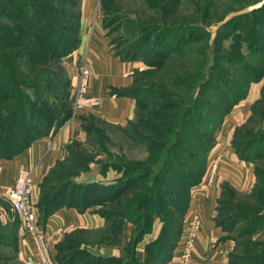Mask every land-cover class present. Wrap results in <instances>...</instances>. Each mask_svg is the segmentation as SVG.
Returning <instances> with one entry per match:
<instances>
[{
  "label": "trees",
  "instance_id": "1",
  "mask_svg": "<svg viewBox=\"0 0 264 264\" xmlns=\"http://www.w3.org/2000/svg\"><path fill=\"white\" fill-rule=\"evenodd\" d=\"M107 1L99 0L103 25L110 36L111 30L123 28L124 31L118 39L111 37L115 52L123 59L141 60L145 70L166 69L177 81L178 91L180 85L186 83V90L181 91L187 95L188 102L184 103L183 97L177 98L174 94L169 101L163 97L164 93H159L158 97L163 98L165 104L153 100L150 103L152 108L146 113L138 112L141 99L151 101L154 98L152 93H145V90L136 87L139 69L135 70L131 86L117 93L130 94L136 99L134 118L137 117L138 123H144L150 129L143 135L136 133L135 138L146 146L148 154L146 159L122 161L121 168H114L119 174L106 182L95 181L83 185L82 190H74L77 184H73L66 166H71L74 158L83 157L86 150H72L71 146L77 143V139L69 143L66 148L69 156L61 158L40 184V197L36 204L39 221L43 225L48 215L63 204L78 209L93 205L104 218V225L65 232L56 244L58 263L164 264L170 259L182 232L191 188L203 178L208 155L216 144L224 119L248 95L250 84L261 82L259 96L250 105L251 112L244 122L234 128L230 141L238 158L253 162L256 179L252 187L244 192L223 184L215 214L217 224L226 232L225 237L234 242L228 250V264H258L260 255L252 252L260 242L251 240L250 235L259 229L264 230V203L261 202L264 197V170L259 166L260 162H264V4L258 9L262 14L257 10L240 12L217 31L215 41L218 43L234 35L246 43L250 56L247 59L242 56L240 64H235L234 60L231 62L236 65L238 73L219 68L214 74L212 69L203 82L204 86L196 91V84L188 85L187 73L190 71L182 64L191 59L192 46L208 36L205 26L198 24L197 20H170L169 17L178 12L165 1L160 14L164 22L160 18L158 22L153 18L141 21L137 16H125L110 29L109 25L117 19L106 17ZM81 2L0 0V18H6L11 23L0 35V159L10 158L34 139L55 132L70 117L72 84L64 59L79 44ZM209 8L206 4L204 10ZM220 84L221 92L215 95L214 90ZM66 97L70 99V104L62 100ZM170 109L175 112L167 114ZM134 118L126 125L118 126H130ZM92 119L110 124L92 115L82 117L81 127L88 135V143L94 131L89 126ZM96 142L101 143L100 139ZM51 175L55 179L53 184L48 183ZM228 193L245 195L233 204L232 216L224 220L222 205ZM8 207L11 208L10 205ZM157 218L162 226L157 237L146 243V257L141 260L136 255L135 246L144 234L150 232ZM17 220L0 226V245L10 247L14 258L19 260L16 255ZM126 220L133 225L129 240L124 245V255L99 256L89 251L87 245L118 244ZM226 221H233L229 225L233 232L227 230ZM237 223L242 224L238 226ZM86 234L90 235L88 239ZM249 244L248 252H237V247ZM82 256L84 259L80 260ZM12 259L13 256L0 257V261Z\"/></svg>",
  "mask_w": 264,
  "mask_h": 264
},
{
  "label": "crops",
  "instance_id": "2",
  "mask_svg": "<svg viewBox=\"0 0 264 264\" xmlns=\"http://www.w3.org/2000/svg\"><path fill=\"white\" fill-rule=\"evenodd\" d=\"M80 8L79 44L64 59V63L72 84L78 66L84 60L87 61L91 74L88 94L98 97L100 104L94 109L81 110L66 126L34 139L12 157L0 159V197L4 200H7L6 192L12 186L18 171L30 170L34 187L32 198L37 204L43 178L64 156L69 143L85 135L81 127L82 117L92 115L110 124L124 126L135 116L136 99L130 94L117 92L131 86L134 71L145 68L144 63L139 59H123L115 52L108 29L103 25L104 16L99 0H82ZM252 91L253 87L250 86L248 95L239 101L224 119L216 144L208 155L203 178L191 188L178 243L173 248L170 259L164 264H179L185 231L195 217H198L199 227L193 240L190 264H228V250L234 242L225 237L226 232L215 220L216 204L223 184L230 185L238 192H244L252 187L256 179L253 162L238 158L230 145L234 128L244 122L251 112L250 105L255 97ZM95 207L90 205L78 209L73 205L63 204L45 219L43 227L50 238V256L55 264H59L56 244L65 232L83 227L95 229L104 225V218L96 212ZM13 219L17 220V216L11 208L1 205L0 226ZM132 225L127 220L124 222L122 239L118 244L99 243L86 247L99 256L124 255V245L129 240ZM161 226V221L155 219L150 232L144 234L136 244L135 252L141 260L146 257V243L157 237ZM16 236V255L19 260L24 264L26 260L37 263L38 258L31 237L21 231L19 220Z\"/></svg>",
  "mask_w": 264,
  "mask_h": 264
},
{
  "label": "rangeland",
  "instance_id": "3",
  "mask_svg": "<svg viewBox=\"0 0 264 264\" xmlns=\"http://www.w3.org/2000/svg\"><path fill=\"white\" fill-rule=\"evenodd\" d=\"M165 1H167L168 4L170 3L173 10L177 9L176 12H178L177 15L170 16V20L175 19V22H191V20H197L196 22H198V24L205 26L208 30V36H205L204 39H201L200 42H197V44L192 46L191 51L193 55H191V59L189 60L187 55L188 60L182 64L184 69H188L190 71L187 73L189 81L188 85L196 84V91L199 90L202 86H204L203 82L208 79V74L212 69L215 71L214 74H217L219 68H226L237 74L238 70L235 68L236 62L239 63L242 56H244L243 59H247L250 56L245 48L246 43L242 42L241 38L235 35L225 39L222 43H218L215 41L217 31L222 28L223 24L227 20L237 14H240V12L242 14L252 12V10L258 11V9L263 6L264 0H108L106 3L107 7L105 8L107 13L106 17L109 20L111 18L117 19L116 22L109 25V28L111 29L115 27L125 18V16H137L141 21L153 18L154 21L156 20L158 22L160 18L161 22H164L165 20H162L160 14L161 7L165 4ZM206 4L210 6L208 11L204 10ZM193 9L197 10L192 11ZM258 13L262 14V11L261 13L258 11ZM7 20L8 19L6 18H0V35L5 31L6 27L11 24ZM122 29L123 28L111 30V37L114 39L120 38L121 34L124 35V31ZM232 60L235 62L234 65L231 63ZM136 74V87L142 88L146 91L145 93H152V97L154 98L151 101L141 99L137 106L138 112L143 111L146 113L150 108H152L150 103L153 100H157L159 103L161 102L162 104H165L164 99L158 97L159 93H164L166 97H163L165 99L168 98L169 101L174 98V94V96L177 95V98L178 96L179 98L183 97V100L185 101L184 103L188 102L187 95L185 92L183 93L181 91L186 90L184 89L186 83L181 84V89L178 91L176 88L177 81L174 80V76L170 75L166 69H139ZM169 77H171V79H169ZM261 84V82L260 84H250V86L253 87L252 94H255L254 99L259 96ZM218 91L221 92V84L214 90L215 95L219 94ZM68 97L62 99L66 104L67 102L70 104V99ZM173 112H175L174 109L166 111L167 114H172ZM136 120L137 117L134 118L132 125L127 127L110 125L100 121L99 119H92L91 124L88 123V125L90 124L89 126H91L94 130L91 133L92 135L89 143L87 142L88 135L85 134L80 139H77L76 144L73 143L71 146L72 150L75 151L79 149L83 151L85 149L86 151L84 152V156L74 158V161H71L72 165L66 166V170H69V176L73 184H77L74 187V190H82L81 187L83 185L91 182H106V180L113 178V176L118 173L115 169L121 168L120 164L122 161L127 162L128 160L137 161L146 159L148 154L146 146L141 142H137L135 134L141 133L143 135L145 134V131L150 128L144 123H138ZM164 123L167 124V122ZM97 139H100L101 143H97ZM103 148H105V150H103ZM115 154H117V157L114 156ZM63 155L62 159L69 156L67 149ZM259 166L261 167V170H264V162H260ZM123 168L126 169V167ZM52 178L53 176L51 175L48 183H55V179L53 178L54 180H52ZM243 195H245V193H236L235 195L228 193L224 197L225 202L222 205L224 220H226L229 216H232V211H234L232 210L233 204L235 205L236 202H239L240 196ZM261 202L264 203V197L261 198ZM9 204V201L0 197V206H9ZM230 222L231 221H226L225 226L228 227L227 230L229 232H233L229 229V225H231L233 221L232 223ZM237 224L238 226H241L242 223ZM85 236L87 237L86 239L90 237L89 234H86ZM250 238H252L251 240H254V242H260V245L257 246L256 250L254 249L252 253L260 255V261H258V264H264V230L259 229L253 232L250 235ZM249 247L250 244L245 247L241 245L237 247V252H248ZM5 256H13V259L7 261L1 260L0 264H24L22 261L14 258V252L10 247L0 245V257ZM82 259H84L83 256L80 260Z\"/></svg>",
  "mask_w": 264,
  "mask_h": 264
},
{
  "label": "built area",
  "instance_id": "4",
  "mask_svg": "<svg viewBox=\"0 0 264 264\" xmlns=\"http://www.w3.org/2000/svg\"><path fill=\"white\" fill-rule=\"evenodd\" d=\"M91 74L84 60L77 69L75 80L72 83L71 114L63 126H66L73 116L84 109H94L100 104V99L89 95V84ZM33 182L30 170H20L6 192L7 200L11 209L19 220L21 231L31 237L35 248L37 263L26 260L25 264H55L50 251L48 235L45 228L39 221L38 209L32 198ZM199 220L195 217L185 231L183 247L180 254L179 264H190L193 247V240L198 232Z\"/></svg>",
  "mask_w": 264,
  "mask_h": 264
}]
</instances>
